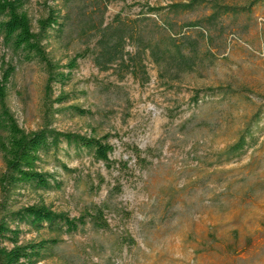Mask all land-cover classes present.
I'll return each instance as SVG.
<instances>
[{"label": "rangeland", "instance_id": "1", "mask_svg": "<svg viewBox=\"0 0 264 264\" xmlns=\"http://www.w3.org/2000/svg\"><path fill=\"white\" fill-rule=\"evenodd\" d=\"M189 2L185 10L169 8ZM24 9L35 31L52 9L61 12L63 30H50L43 42L61 65L94 47L77 10L64 19V0H28ZM117 14L156 32L155 22L165 21L178 35L203 32V62L170 79L148 58L143 81L101 70L88 56L47 99L44 64L0 33V75L4 62L16 66L8 104L26 131L41 128L48 113L62 131L107 134L115 146L108 165L62 143L42 162L59 187H19L10 202L14 209L45 203L71 217L101 207L109 227L89 222L62 234L23 224L21 242L55 240L36 264H264V0H114L106 22ZM62 93L67 100L58 103ZM4 169L0 151V176Z\"/></svg>", "mask_w": 264, "mask_h": 264}, {"label": "trees", "instance_id": "2", "mask_svg": "<svg viewBox=\"0 0 264 264\" xmlns=\"http://www.w3.org/2000/svg\"><path fill=\"white\" fill-rule=\"evenodd\" d=\"M27 1L0 0V33L15 51H25L28 59L37 58L44 64L47 72V99L51 98L54 85L66 84L72 72L78 68L79 61L88 56H92L95 65L101 70L116 69L121 76L132 74L143 81L149 79L146 65L148 58L158 66L162 77L170 79H180L183 74L195 71L204 60L200 49L203 32L197 36L187 33L178 35L170 21L163 24L155 22L156 32L149 25L143 26L141 20L127 19L121 14H117L111 22H106V11L114 0H64L68 9L64 19L71 18L72 12L77 10L83 17L81 34L95 37L96 42L93 48L86 47L85 50L77 52L66 65H61L50 57L43 43L50 30H63L61 12L52 9L47 17L39 20V31H35L31 18L24 9ZM192 5L193 2L171 3L169 8L185 10ZM86 8H91V15H86ZM95 15L98 18L97 23H94ZM215 17L216 13L209 16ZM194 25L196 24L191 26ZM129 46L132 48L128 49ZM15 72V65L3 63L0 75V151L5 169L0 176L3 193L0 202V264H36L44 258L49 244L55 240L21 242L23 224L35 231L48 229L62 234H74L89 222L99 229L108 228L109 223L101 207H94L74 217L67 212L56 211L45 203H33L14 209L10 203L14 190L19 187L39 190L59 187L60 183L55 174L46 170L42 162L44 155L59 149L62 143L80 152H88L96 161L108 165L115 146L107 134L62 131L48 120V113L46 123L41 128L26 131L8 104L9 84ZM66 100L67 95L64 93L56 98L58 103ZM68 110L81 116L91 113L78 105H70ZM243 144L244 140L238 142L234 149H242ZM142 161L144 165L148 163L146 158H142ZM62 166L66 171L72 170L65 164ZM6 241L11 246L4 245Z\"/></svg>", "mask_w": 264, "mask_h": 264}]
</instances>
